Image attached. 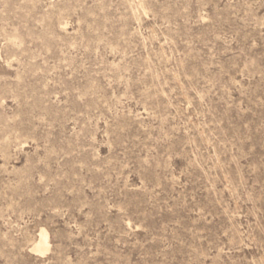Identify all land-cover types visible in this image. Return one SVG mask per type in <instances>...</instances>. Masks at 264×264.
<instances>
[{"label": "rangeland", "instance_id": "1", "mask_svg": "<svg viewBox=\"0 0 264 264\" xmlns=\"http://www.w3.org/2000/svg\"><path fill=\"white\" fill-rule=\"evenodd\" d=\"M0 264H264V0H0Z\"/></svg>", "mask_w": 264, "mask_h": 264}, {"label": "bare ground", "instance_id": "2", "mask_svg": "<svg viewBox=\"0 0 264 264\" xmlns=\"http://www.w3.org/2000/svg\"><path fill=\"white\" fill-rule=\"evenodd\" d=\"M46 233L44 231H41L39 234V240L37 244L34 247V251L37 253H43L46 250Z\"/></svg>", "mask_w": 264, "mask_h": 264}]
</instances>
